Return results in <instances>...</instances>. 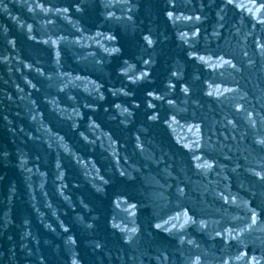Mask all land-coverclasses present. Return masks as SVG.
<instances>
[{"label":"water","instance_id":"95a60500","mask_svg":"<svg viewBox=\"0 0 264 264\" xmlns=\"http://www.w3.org/2000/svg\"><path fill=\"white\" fill-rule=\"evenodd\" d=\"M0 264H264V0H0Z\"/></svg>","mask_w":264,"mask_h":264}]
</instances>
